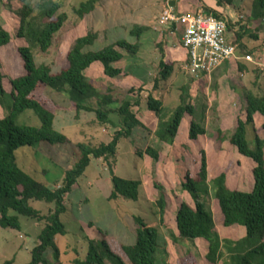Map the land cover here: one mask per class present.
Segmentation results:
<instances>
[{
	"label": "rangeland",
	"instance_id": "obj_1",
	"mask_svg": "<svg viewBox=\"0 0 264 264\" xmlns=\"http://www.w3.org/2000/svg\"><path fill=\"white\" fill-rule=\"evenodd\" d=\"M41 1L32 0L31 3L36 5ZM81 1L83 0H61V11L67 14V21L56 34L53 45L47 52L34 50V59L37 64L50 66L52 72L56 73L67 66L66 55L75 39L88 31H96L98 37L94 44L86 47L85 50H98L118 38L135 43L136 38L129 35V29L134 24L150 26L152 31L144 33L139 40L141 42L139 56L137 53L131 55L125 49H119L124 53V58L117 65L123 68L125 75L119 78L107 77L100 62L93 63L85 71L86 76L100 90L110 87L120 99L139 98L140 100V105L133 106L132 111L135 112L142 126L135 128L130 138H122L119 141L115 158L110 159L109 162L116 175L139 180L141 184L136 201L123 197L109 200L110 165L102 158L92 157L85 173L78 178L72 191L64 198L66 212L61 215V219L66 226L67 234L56 236L59 259L63 264H72L76 257H84L87 238H104L110 247L119 253L121 246L134 242L133 216L137 215L141 216L149 226L157 228L159 242L157 264H213L206 259L208 242L205 239H183L177 234L175 216L180 203L185 201L194 207L191 195L181 187L185 174L189 173L192 178L196 176L199 169L200 149H204L208 164V192L201 194L199 200L203 201L212 213L214 231L220 239L228 238L235 241L244 236L245 230L239 225L222 226L220 210L210 183L211 179L224 172L230 189L250 191L253 186L251 173L253 161L240 154L235 146L225 140L234 129L230 121L224 120V123L220 125L211 117L216 104L213 89L215 79L209 83L206 75L198 79L187 75L183 68L185 57L184 60L175 62L171 76L166 81L159 82L158 88H155L153 84L159 77V65L150 60L157 58L158 52V58L161 59L160 50L157 51L153 44L157 42V48H159L163 38L153 28L155 10H152V4H150L153 0H97L95 9L79 19L73 8L77 7ZM252 2L253 0H246L245 4L250 5L253 14ZM20 6L18 0H0V26L11 37L8 44L0 46V73L3 89L6 92L11 91L12 79L25 74L23 62L18 53L19 47L27 45L24 39L17 36ZM261 15L253 14L248 19L251 22L253 20L257 22L264 39V12ZM155 31L157 34L154 33ZM249 32L248 30L244 34L243 42L250 47L259 45ZM145 34L148 40L143 38ZM175 37L178 40L181 39L179 33L175 34ZM95 64L99 67H93ZM137 83H142V86L140 87ZM184 84L189 87L190 100L193 104L210 107L209 121L206 122L205 119L202 122L206 128V134L199 136L196 140H189L188 123L192 117L184 114L179 126L181 130L176 136L177 141L168 145L159 141L154 134L157 118L146 107L144 109L145 98L147 94L155 93L169 110H174L178 104L179 88ZM131 87H134V90L129 93L128 89ZM33 96L55 112L54 127L65 135L67 141L64 144L39 142L33 146H20L16 149L15 155L18 166L22 170L49 188L56 189L63 181L65 170L72 167L78 158L77 145L81 143L98 145L101 142H109L115 131L119 129V118L111 113V122L100 123L93 111H81L76 114L65 94L54 92L43 86L38 87ZM88 103L93 107L97 106L95 98L88 100ZM197 111L194 118L201 121L200 109ZM5 114L6 110L0 105V119ZM260 119V116H257L255 129L257 134L264 138V132L259 129ZM18 120L29 125H39L38 118L31 110L23 113ZM219 126L223 129L221 131L224 140L217 138L216 130ZM247 131V137L252 146L253 132L250 126ZM147 146H152L159 151L158 160L146 154L142 157L136 155L137 149H144ZM160 193L165 199L161 221L156 203ZM31 204L42 214H47L48 210L54 207L53 204L42 201H32ZM19 220L20 230L0 227V264L11 259L14 264L26 263L30 260L31 248L38 243L37 236L43 223L24 216H20ZM51 253L52 251L48 249L44 256L51 258ZM227 258V256L222 257L216 264H223Z\"/></svg>",
	"mask_w": 264,
	"mask_h": 264
},
{
	"label": "trees",
	"instance_id": "obj_2",
	"mask_svg": "<svg viewBox=\"0 0 264 264\" xmlns=\"http://www.w3.org/2000/svg\"><path fill=\"white\" fill-rule=\"evenodd\" d=\"M18 1L21 6L18 9L17 36L24 39L27 44L19 47L18 53L25 74L12 79L11 91L6 92L3 89L0 73V105L6 110V114L0 119V227L20 230V216L42 222L43 226L37 236L38 243L31 248L30 260L24 264H63L59 259L56 236L67 234L66 226L61 219V215L66 212L64 198L72 191L78 178L85 173L92 157L102 158L110 165L109 200H117L121 197L134 201L138 199L141 182L116 175L109 160L115 158L119 141L122 138H130L134 129L142 126L141 121L132 111L133 106L140 105V100L139 98L120 99L110 87L100 90L86 76L85 71L94 62H100L107 77L119 78L123 75V70L115 64L123 60L124 54L117 48L125 49L128 54L135 55L140 48V37L150 27L134 24L129 29V35L136 38L135 43L118 39L98 50H85L86 47L92 46L98 37L96 31L90 30L75 39L66 55L67 66L54 73L50 66L37 64L33 52L35 49L42 53L47 52L53 45L56 34L67 21V14L61 11V0H42L36 5H32V0ZM96 4L97 0H83L73 8V11L79 19H82L95 9ZM252 9L253 14L261 15L264 12V0H253ZM204 10L206 13L221 17L213 9L205 7ZM243 29L244 26H241L236 33L238 42L244 33ZM250 36L256 38L255 34ZM10 38V34L0 26V46L8 44ZM160 52L162 56L158 64L159 77L153 84L155 88H158L159 82L166 81L174 70L173 65L162 59L161 47ZM239 69H242L241 65ZM257 81L258 75L253 84L255 85ZM40 86L65 94L76 114L81 111H93L100 123H106L111 122L110 114L113 113L118 116L120 124L119 129L107 143L77 145L78 158L72 167L65 170L63 181L56 189L49 188L22 170L15 155L16 149L20 146H33L39 142L64 144L67 141L65 135L54 127L55 112L33 96ZM133 88L128 89L129 93L133 92ZM179 89L178 104L174 110H169L161 98L151 93L145 98V107L157 118L154 134L159 141L168 145L173 144L184 114L192 117L188 130L189 140H196L200 135L206 134L202 120L198 121L194 118L197 110L200 109L203 119L206 106H196L191 102L187 84L181 85ZM243 97L245 108L242 116L237 117L232 133L226 139L222 137L223 133L220 129L216 133L219 140H228L240 154L253 161L251 169L253 186L250 191L230 189L224 172L212 178L210 183L220 210L222 226L239 225L245 230L244 236L235 241L228 238L220 239L214 231L212 213L205 203L199 200L201 194L208 192V164L204 149H200L199 169L196 176L192 178L186 173L181 182L182 189L186 190L194 200V207L185 201L180 203L175 216L178 237L189 240L205 239L208 242L206 259L213 264L224 256L228 258L223 264H264V138L257 134L254 120L255 115L261 117L259 129L264 132V93L257 94L251 89H244ZM92 98L96 99V107L88 103ZM27 110H31L38 118V126L18 120ZM249 126L253 132L252 146L247 137ZM135 153L137 156L142 157L146 154L154 160L159 159V151L152 146L137 149ZM32 201H42L53 204L54 207L49 209L47 214H42L32 206ZM156 203L161 221L165 204L162 193ZM133 222L134 242L121 246L119 253L115 252L104 238H87L85 256L76 257L72 264H157L159 246L157 228L149 226L141 216H133ZM48 249L52 251L51 258L44 256ZM3 264H14V262L11 259Z\"/></svg>",
	"mask_w": 264,
	"mask_h": 264
},
{
	"label": "crops",
	"instance_id": "obj_3",
	"mask_svg": "<svg viewBox=\"0 0 264 264\" xmlns=\"http://www.w3.org/2000/svg\"><path fill=\"white\" fill-rule=\"evenodd\" d=\"M162 1H163V5L166 3L172 4L175 7L176 11L179 12H196L201 10L206 13V11L204 10L205 7L209 9H213L217 11L221 15V17L227 19L228 22L230 23L227 31V37L228 40L233 42V44L236 46V55L234 58L227 60L223 62L221 65H219L212 72L213 74L206 75L205 77L207 78L206 80L209 83L213 79H215L216 82L215 88H213L215 93L214 96L216 95V104L213 109V113H212L213 115L211 117L214 119L215 122L219 123L220 125L224 123V120H228L230 121V125L232 126V128H234L237 117L242 116L243 110L245 108V99L243 97V90L251 89L254 93L257 94L264 93V39L262 38L263 36L260 34L261 31L259 30L257 22L254 20L251 22L250 19H248V17L253 16L250 5L245 4L246 0H161L160 3L159 0H153L150 4H152V10H155L154 11L155 22L163 6V5L160 6ZM142 5L144 6V3H142ZM239 15H243L244 23L246 22L243 25L244 29L242 31H244V33L242 34V38L240 39V42L236 40L238 37L236 33L239 32V30L236 31L238 25L235 24L236 27L235 29L232 26V22H234ZM147 16H149V14ZM155 22L153 24V28L157 30L158 34H160V37L163 38V43L159 45V48H157L158 47L157 42H154L153 46L157 51L158 49L160 50L161 47L163 51L162 59L164 60V62L171 64L174 67L176 65L175 64L176 61L184 60L185 57H187V51L182 47L181 39L178 40V38L175 37V34L177 33L182 35V28L172 25L169 28H164L159 30L157 29ZM141 25H145V24H141ZM248 30L250 31L249 34L256 35V38L254 37L255 39L254 41L259 42V45L250 47L243 42V38H244L243 36ZM150 31H152L151 28L145 33L147 34ZM157 31H155L154 33L157 34ZM146 34L144 35L143 38H145V40H148ZM142 36L140 37L141 39ZM150 39H152V37H150ZM139 43H140V48L139 51L137 52L138 56L140 55V49H141V42L139 41ZM117 49L119 50L120 48ZM119 51L121 52V50ZM160 55L162 56V54ZM245 55H251L253 60L252 61L245 60L244 58ZM156 56L157 58L154 57V60L152 59L150 61L159 64L160 62V59L158 58L159 52L158 55L156 54ZM239 65H241L242 69H239ZM115 66L120 67L117 65V63L115 64ZM93 67L98 68L99 66H96L95 64L93 65ZM123 75H125L124 70H123ZM256 75H258V81L254 85L253 82L255 80ZM137 84H139L140 87L142 86V83H137ZM152 95L158 98V96L155 93H152ZM143 107L145 109V106ZM209 108H210L209 106L208 108H205L204 118L202 119V122L205 119L206 122L209 121L208 119L210 116ZM257 116L259 115L254 116L255 122L257 121ZM261 122L262 119H260L259 123ZM218 128L220 130H223L221 126H219ZM180 130L181 129L179 127L178 132H180ZM176 141L177 140L175 138L174 142ZM226 183H227V178H226Z\"/></svg>",
	"mask_w": 264,
	"mask_h": 264
},
{
	"label": "built area",
	"instance_id": "obj_4",
	"mask_svg": "<svg viewBox=\"0 0 264 264\" xmlns=\"http://www.w3.org/2000/svg\"><path fill=\"white\" fill-rule=\"evenodd\" d=\"M245 23L244 16L239 15L232 22V26L235 29V24L238 25V31ZM229 24L227 19L201 10L176 11L170 3L162 6L156 18V27L159 30L172 25L182 28L181 44L187 51L184 72L195 79L209 75L223 62L235 57L236 46L227 37ZM244 58L253 60L251 55H245Z\"/></svg>",
	"mask_w": 264,
	"mask_h": 264
}]
</instances>
